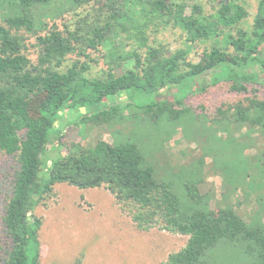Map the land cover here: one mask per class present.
<instances>
[{
	"label": "trees",
	"instance_id": "obj_1",
	"mask_svg": "<svg viewBox=\"0 0 264 264\" xmlns=\"http://www.w3.org/2000/svg\"><path fill=\"white\" fill-rule=\"evenodd\" d=\"M187 1L0 0V166L8 181L0 264H41L35 212L57 184L103 187L138 230L187 236L161 264H209L226 246L246 264H264V0L248 30L240 0ZM160 25L179 28L186 48L150 41ZM210 41L187 60L194 44ZM101 48L103 69L91 73ZM213 87L229 100L211 108L199 101ZM115 123L123 129L113 143L85 144L79 134ZM176 129L202 139L194 166L168 159L164 144ZM207 159L208 173L222 180L217 209L201 192ZM241 205L251 211L241 215Z\"/></svg>",
	"mask_w": 264,
	"mask_h": 264
},
{
	"label": "rangeland",
	"instance_id": "obj_2",
	"mask_svg": "<svg viewBox=\"0 0 264 264\" xmlns=\"http://www.w3.org/2000/svg\"><path fill=\"white\" fill-rule=\"evenodd\" d=\"M193 1L199 0H188L187 2ZM239 2L248 13L247 19L241 26L248 30L252 19L257 15L258 0H240ZM89 4L92 3H87L84 6H89ZM41 10L42 13L49 14L48 8H42ZM151 29L150 41L153 42L154 40L156 44L161 43L164 48L171 52L179 48H186L185 35L179 28L174 29L171 26L164 27L160 25L159 29H154L152 26ZM211 44V41L194 44L187 60L196 62L201 53L209 48ZM102 54H104V51L101 48L100 53L91 55V58L97 61L96 63H90L93 70L90 71L91 73L103 69L102 66L97 65ZM172 93L173 90L164 91L162 96L171 98ZM197 96H194L192 102H196ZM200 97L202 101L199 102L208 104L211 108L220 105V102L229 100L224 90L216 87L209 89L207 93L201 94ZM145 99V97L140 96V98H134L133 101L139 103ZM79 112L82 113L83 111L80 110ZM137 113L140 116L138 121H140L143 118L142 112L137 111ZM77 115L78 112L70 115V122ZM143 121L138 122L140 126L144 129L150 128L146 125L147 122ZM136 126L138 125L136 124ZM122 129V126L116 123L92 131H89V127L83 126L79 134L82 138V134L85 136L83 138L85 144H90L97 139L113 143L116 138L115 132ZM168 130L171 133V128ZM126 132L127 130H123L124 134ZM164 132H166V129ZM158 133L157 131L153 136H158ZM79 134L77 130V132L70 134L68 138L75 139L80 136ZM164 134L166 133H162L161 136H164ZM188 134L193 135L191 131ZM199 144H202V139L189 140L181 129H176L164 144V149L173 167L188 168L190 165L194 166L196 159L200 158ZM259 144L260 147L261 144ZM52 150L57 151V145L51 144L47 153L51 155ZM252 153H256V149ZM205 162V166H207L205 169L207 172H205L207 174L205 173V181L201 187V192L212 198L210 205L212 208L217 209L215 204L221 202L222 180L219 175L208 173V167H211L210 159ZM5 178V166H0V209L7 192V186H4V183L7 182L8 185V181L4 180ZM80 190L65 184H57L53 187V194L46 204L36 209V216L42 220L39 239L41 264H74L76 261H80V264H161L169 254L178 252L185 246L187 236L170 234L156 228L150 231L138 230L130 217L116 205L114 199L105 192L103 193L102 190L86 189L89 192L88 194L92 195L91 198L85 196L84 193H79ZM101 194H105L108 199L102 197ZM97 198L99 199L96 203ZM238 199L241 200L240 197ZM235 200L233 198L232 203L235 204ZM237 208H239L237 210L242 215L250 212L252 206L247 208L245 205H241ZM209 264H246V262L240 255L238 256L233 248L226 246L225 248L220 247L219 250L214 252L213 261Z\"/></svg>",
	"mask_w": 264,
	"mask_h": 264
},
{
	"label": "crops",
	"instance_id": "obj_3",
	"mask_svg": "<svg viewBox=\"0 0 264 264\" xmlns=\"http://www.w3.org/2000/svg\"><path fill=\"white\" fill-rule=\"evenodd\" d=\"M95 190H102L103 193L105 192L107 195H109V197H111L112 199H114V198L112 197V195H111V194H110L105 188H103V187L95 188L94 191H95ZM79 193H84V195H85V196H88L89 198H91V196H92V195H89V194H88L89 192H88L87 190H80ZM101 195H102V197H106V198H107V196H106L105 194H101ZM85 196H84V197H85ZM100 197H101V196H100ZM102 197H101V198H102ZM98 199H99V198H97L96 203L98 202ZM107 199H108V198H107ZM109 201H110V200H109ZM114 201H115V200H114ZM110 203H111V202H110ZM112 203H113V202H112ZM115 203H116V202H115ZM116 205H117V204H116ZM132 223H133V222H132Z\"/></svg>",
	"mask_w": 264,
	"mask_h": 264
}]
</instances>
